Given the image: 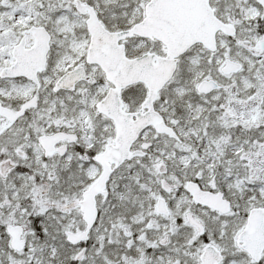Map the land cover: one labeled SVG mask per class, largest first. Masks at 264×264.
Returning a JSON list of instances; mask_svg holds the SVG:
<instances>
[{
	"label": "snow or ice",
	"instance_id": "snow-or-ice-1",
	"mask_svg": "<svg viewBox=\"0 0 264 264\" xmlns=\"http://www.w3.org/2000/svg\"><path fill=\"white\" fill-rule=\"evenodd\" d=\"M0 264H264V0H0Z\"/></svg>",
	"mask_w": 264,
	"mask_h": 264
}]
</instances>
